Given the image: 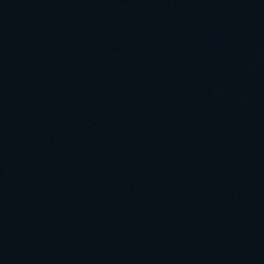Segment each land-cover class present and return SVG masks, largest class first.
Listing matches in <instances>:
<instances>
[{
  "label": "water",
  "instance_id": "95a60500",
  "mask_svg": "<svg viewBox=\"0 0 264 264\" xmlns=\"http://www.w3.org/2000/svg\"><path fill=\"white\" fill-rule=\"evenodd\" d=\"M185 0H0V264H124Z\"/></svg>",
  "mask_w": 264,
  "mask_h": 264
}]
</instances>
